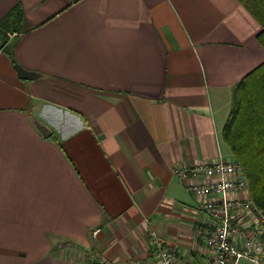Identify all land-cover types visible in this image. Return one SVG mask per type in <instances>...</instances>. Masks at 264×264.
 I'll list each match as a JSON object with an SVG mask.
<instances>
[{
	"label": "crops",
	"instance_id": "1",
	"mask_svg": "<svg viewBox=\"0 0 264 264\" xmlns=\"http://www.w3.org/2000/svg\"><path fill=\"white\" fill-rule=\"evenodd\" d=\"M17 4L0 27V264L153 263L151 231L205 264L202 198L174 170L232 157L221 132L264 61L259 22L240 0H0V23Z\"/></svg>",
	"mask_w": 264,
	"mask_h": 264
},
{
	"label": "built area",
	"instance_id": "2",
	"mask_svg": "<svg viewBox=\"0 0 264 264\" xmlns=\"http://www.w3.org/2000/svg\"><path fill=\"white\" fill-rule=\"evenodd\" d=\"M174 174L190 193L202 198L199 207L208 218L204 226H194V239L198 244L212 249L205 264H264V211L256 206L249 195L248 179L232 157L218 158L195 167H177ZM231 193L245 194V198H233ZM234 212L253 214L250 225H241ZM153 263L145 260L126 261L122 264H186L155 232L149 233ZM87 264H107L97 256Z\"/></svg>",
	"mask_w": 264,
	"mask_h": 264
},
{
	"label": "trees",
	"instance_id": "3",
	"mask_svg": "<svg viewBox=\"0 0 264 264\" xmlns=\"http://www.w3.org/2000/svg\"><path fill=\"white\" fill-rule=\"evenodd\" d=\"M240 1L260 24L257 41L264 49V0ZM21 22L22 10L17 4L0 27L13 25L16 30L15 26ZM11 60L15 63L12 56ZM221 138L247 176L250 198L264 211V61L235 85Z\"/></svg>",
	"mask_w": 264,
	"mask_h": 264
},
{
	"label": "water",
	"instance_id": "4",
	"mask_svg": "<svg viewBox=\"0 0 264 264\" xmlns=\"http://www.w3.org/2000/svg\"><path fill=\"white\" fill-rule=\"evenodd\" d=\"M14 68L17 72L18 78L20 79L31 80L37 77V74L26 71L18 65H15ZM28 120L43 138H48L51 135L50 129L34 116L29 115Z\"/></svg>",
	"mask_w": 264,
	"mask_h": 264
},
{
	"label": "rangeland",
	"instance_id": "5",
	"mask_svg": "<svg viewBox=\"0 0 264 264\" xmlns=\"http://www.w3.org/2000/svg\"><path fill=\"white\" fill-rule=\"evenodd\" d=\"M13 32H16V31H13V30H10L9 33H13ZM228 148V147H227ZM228 150V149H227ZM229 151V150H228ZM64 244L67 243L66 241L63 242ZM92 257V256H91Z\"/></svg>",
	"mask_w": 264,
	"mask_h": 264
}]
</instances>
